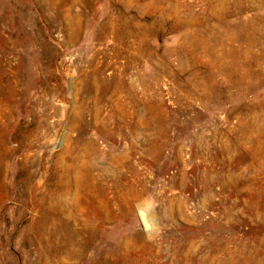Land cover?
Here are the masks:
<instances>
[{
	"label": "rangeland",
	"instance_id": "1",
	"mask_svg": "<svg viewBox=\"0 0 264 264\" xmlns=\"http://www.w3.org/2000/svg\"><path fill=\"white\" fill-rule=\"evenodd\" d=\"M0 264H264V0H0Z\"/></svg>",
	"mask_w": 264,
	"mask_h": 264
},
{
	"label": "water",
	"instance_id": "2",
	"mask_svg": "<svg viewBox=\"0 0 264 264\" xmlns=\"http://www.w3.org/2000/svg\"><path fill=\"white\" fill-rule=\"evenodd\" d=\"M139 215H140V218H141V221H142V224H143L144 228H148V225H147V223H146L145 220H144L143 213L140 212Z\"/></svg>",
	"mask_w": 264,
	"mask_h": 264
}]
</instances>
